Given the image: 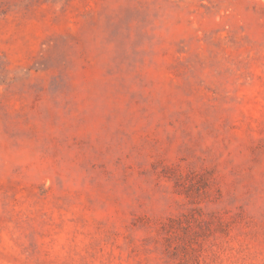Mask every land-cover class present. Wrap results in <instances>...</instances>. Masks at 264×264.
Returning a JSON list of instances; mask_svg holds the SVG:
<instances>
[{
	"label": "rangeland",
	"instance_id": "1",
	"mask_svg": "<svg viewBox=\"0 0 264 264\" xmlns=\"http://www.w3.org/2000/svg\"><path fill=\"white\" fill-rule=\"evenodd\" d=\"M0 264H264V0H0Z\"/></svg>",
	"mask_w": 264,
	"mask_h": 264
}]
</instances>
